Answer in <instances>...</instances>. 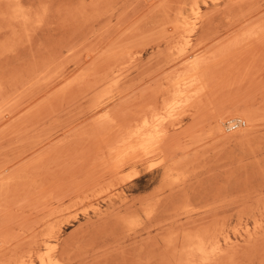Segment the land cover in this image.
<instances>
[{
    "label": "rangeland",
    "instance_id": "374dc122",
    "mask_svg": "<svg viewBox=\"0 0 264 264\" xmlns=\"http://www.w3.org/2000/svg\"><path fill=\"white\" fill-rule=\"evenodd\" d=\"M48 260L264 264V0H0V264Z\"/></svg>",
    "mask_w": 264,
    "mask_h": 264
},
{
    "label": "bare ground",
    "instance_id": "6f19581e",
    "mask_svg": "<svg viewBox=\"0 0 264 264\" xmlns=\"http://www.w3.org/2000/svg\"><path fill=\"white\" fill-rule=\"evenodd\" d=\"M152 141H153V139L152 138H143V141H142V143L140 144V148L141 149H143V148H147V146L150 144V143H152ZM153 145V144H152ZM149 147V146H148ZM152 149V148H151ZM146 150V149H145ZM139 151H141L140 149H139ZM53 250V249H52ZM48 255V254H47ZM48 257H51V256H48ZM48 257H47V259H48ZM50 259V258H49ZM52 259V258H51ZM49 261V260H48ZM51 264H52V262L51 261H49Z\"/></svg>",
    "mask_w": 264,
    "mask_h": 264
},
{
    "label": "built area",
    "instance_id": "2783aa9c",
    "mask_svg": "<svg viewBox=\"0 0 264 264\" xmlns=\"http://www.w3.org/2000/svg\"><path fill=\"white\" fill-rule=\"evenodd\" d=\"M228 124L230 125L231 129H235L238 127V124L236 121H231V122H228ZM240 126V125H239Z\"/></svg>",
    "mask_w": 264,
    "mask_h": 264
}]
</instances>
